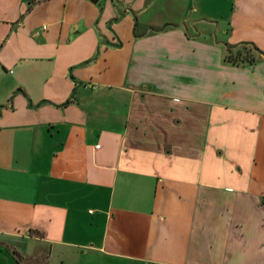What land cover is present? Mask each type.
I'll list each match as a JSON object with an SVG mask.
<instances>
[{
  "label": "crops",
  "instance_id": "0c3cea01",
  "mask_svg": "<svg viewBox=\"0 0 264 264\" xmlns=\"http://www.w3.org/2000/svg\"><path fill=\"white\" fill-rule=\"evenodd\" d=\"M104 1L0 0V264H264V0Z\"/></svg>",
  "mask_w": 264,
  "mask_h": 264
},
{
  "label": "rangeland",
  "instance_id": "374dc122",
  "mask_svg": "<svg viewBox=\"0 0 264 264\" xmlns=\"http://www.w3.org/2000/svg\"><path fill=\"white\" fill-rule=\"evenodd\" d=\"M123 1H126L127 3L132 2L136 7L142 4V0ZM104 2V0H99L97 7L99 8L104 6ZM166 2L170 4L173 2L175 4H180L183 8L182 11L186 20H208L206 23H204V25H202V27L207 29H210L211 26L216 29L225 27L227 22L226 20L229 17L233 5V0H166ZM113 3H115V0H113V2L110 1V4ZM128 13H130V11ZM148 15H150L149 12L141 14L142 17H146ZM205 24H207L209 27ZM198 26L199 25L197 24V27ZM7 254V258L12 259L14 264H43V261L38 259H16L12 256V253L7 252Z\"/></svg>",
  "mask_w": 264,
  "mask_h": 264
},
{
  "label": "trees",
  "instance_id": "16d2710c",
  "mask_svg": "<svg viewBox=\"0 0 264 264\" xmlns=\"http://www.w3.org/2000/svg\"><path fill=\"white\" fill-rule=\"evenodd\" d=\"M165 27L167 25L155 31H159ZM224 47L226 50L224 61L232 65H251L254 62V54L264 56L263 53L259 52L249 43H241L234 46L224 45Z\"/></svg>",
  "mask_w": 264,
  "mask_h": 264
},
{
  "label": "water",
  "instance_id": "95a60500",
  "mask_svg": "<svg viewBox=\"0 0 264 264\" xmlns=\"http://www.w3.org/2000/svg\"><path fill=\"white\" fill-rule=\"evenodd\" d=\"M92 3H95L96 2V0H90Z\"/></svg>",
  "mask_w": 264,
  "mask_h": 264
}]
</instances>
